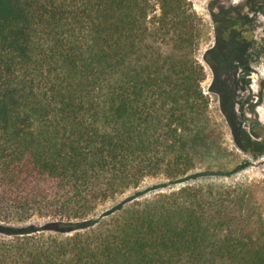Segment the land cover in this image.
Returning <instances> with one entry per match:
<instances>
[{
  "label": "trees",
  "instance_id": "trees-1",
  "mask_svg": "<svg viewBox=\"0 0 264 264\" xmlns=\"http://www.w3.org/2000/svg\"><path fill=\"white\" fill-rule=\"evenodd\" d=\"M234 10L213 16L217 75L252 43ZM197 31L185 0H0V264H264V223L239 189L141 198L219 153ZM225 81L237 145H260ZM156 174L167 181L97 212Z\"/></svg>",
  "mask_w": 264,
  "mask_h": 264
},
{
  "label": "rangeland",
  "instance_id": "rangeland-1",
  "mask_svg": "<svg viewBox=\"0 0 264 264\" xmlns=\"http://www.w3.org/2000/svg\"><path fill=\"white\" fill-rule=\"evenodd\" d=\"M189 11L195 16L197 24L196 42L193 48V56L204 68V78L201 82L202 90L207 98V115L209 128L215 134L219 153L213 158H207L196 164L188 174L204 172L200 175L189 176L182 182L167 184L162 189L147 191L141 198H147L159 192L174 190L183 185H202L205 187H235L251 199V208L257 212L264 223V16L255 13L257 27L254 28V42L249 44L254 50L257 43L262 49L255 55H251L249 66L239 67L236 64L230 69L225 68L220 74L213 70L212 63L214 53L210 51L216 42V27L213 16L219 6L229 7L244 4L247 0H185ZM248 16L254 12L245 10ZM204 53L208 61L203 57ZM246 69V71H245ZM219 80H226L234 94L233 113L235 116L232 124L237 128L250 132L251 140L260 143L244 144L239 147L235 140L233 126L227 119L221 108V98L214 89ZM219 170L216 174L212 171ZM210 172V173H209ZM167 178L162 174L144 177L137 187L130 188L112 199H108L97 206V212L109 208L120 199L141 191L152 188ZM34 217L31 221H37Z\"/></svg>",
  "mask_w": 264,
  "mask_h": 264
},
{
  "label": "flooded vegetation",
  "instance_id": "flooded-vegetation-1",
  "mask_svg": "<svg viewBox=\"0 0 264 264\" xmlns=\"http://www.w3.org/2000/svg\"><path fill=\"white\" fill-rule=\"evenodd\" d=\"M228 7V6H227ZM236 11H235V15L234 16H238L237 10H240L239 14V18H241V25L243 29H247V31L251 32L252 35V42H254V28L257 27V20H256V16L255 13L259 12L264 16V0H247L244 4H238L235 6ZM245 10L254 12L253 16H246V12ZM231 14H233V12H230ZM246 31V32H247ZM262 49V45L260 43L255 44L254 46V50L250 49V46L248 45L246 51L244 52V58L241 59L238 62H235V64L239 67H244V66H249V63L251 61V55H255L256 53H258L260 50ZM246 71V69H245Z\"/></svg>",
  "mask_w": 264,
  "mask_h": 264
}]
</instances>
